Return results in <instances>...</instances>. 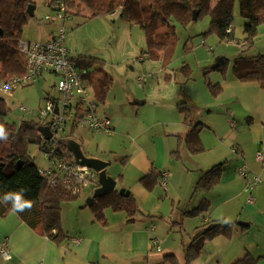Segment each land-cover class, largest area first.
Returning <instances> with one entry per match:
<instances>
[{
    "label": "crops",
    "instance_id": "1",
    "mask_svg": "<svg viewBox=\"0 0 264 264\" xmlns=\"http://www.w3.org/2000/svg\"><path fill=\"white\" fill-rule=\"evenodd\" d=\"M55 33L52 31L47 41ZM203 44L206 46V42ZM207 50L211 52V47ZM41 78L47 82L46 73ZM41 78L34 84L19 86L10 98L19 93L18 98L31 105L39 101L44 103L51 92L45 90L41 99L33 87L42 82ZM217 78L218 83L212 84L221 85L218 95L227 96L226 101L229 99L235 105L242 104L245 112L240 123L231 122L228 131L219 134L212 125V130L206 126L201 110L197 111L191 98L188 104L193 108L195 121L202 123L203 129L209 128L216 137V144L211 147L208 146L210 135H204L205 151L202 153L193 155L187 147L185 137L191 127L179 111L180 96H177L178 117L168 121L157 120L156 109L148 106L139 109L135 116L123 114L117 117L100 112L112 119L111 133L77 126L76 138L93 144L98 141L94 147L96 151L108 157L104 161L115 163L107 172L117 180L116 190L132 193L140 212L131 218L124 211L108 208L104 211L105 220L100 221L96 219L92 205L82 207L76 217L69 207H63L62 228L68 238L62 244L51 241L41 230L32 229L17 214L11 213L2 219L9 225L0 228V244L8 243L12 259L5 261L0 256V264H186L187 246L195 239L194 235L210 223L231 224V227L220 236L206 239L200 256L191 264H233L247 253L257 258L258 264H264V162H258L256 158V152L264 148V89L258 83H242L229 73L226 77L216 74L214 80ZM88 82L89 95L96 100L95 89ZM141 103L139 106H147L149 98ZM230 116L235 119L237 115L230 113ZM153 131L154 139L162 133L161 138L165 140L159 144L151 140ZM118 164L123 173L114 170ZM218 164H223L220 181L211 189L196 188L201 175ZM242 165L249 168L252 176L261 177L262 181L253 193L255 204L249 202L250 195L239 176ZM153 171L156 174H152ZM162 172L168 173L166 189L160 184ZM189 191L191 194H187ZM90 197L92 195L86 197L87 200ZM203 201L208 202L207 209L193 214ZM178 207L182 209L177 210ZM188 218L196 220L198 231L192 235L185 230L179 232L182 235L180 246L184 247L181 252L178 243L170 242V238L178 221L184 227ZM74 239L81 242L77 244ZM156 242L160 244V251ZM167 255H175L176 262L169 261Z\"/></svg>",
    "mask_w": 264,
    "mask_h": 264
},
{
    "label": "trees",
    "instance_id": "2",
    "mask_svg": "<svg viewBox=\"0 0 264 264\" xmlns=\"http://www.w3.org/2000/svg\"><path fill=\"white\" fill-rule=\"evenodd\" d=\"M67 3L71 17L80 14L82 7L93 15L113 14L121 9V20L138 25L145 32L148 46L146 53L151 55V59L162 60L164 68L170 66L178 42L175 23L179 21L187 25L193 21L195 11L199 12V17L203 13L211 15L212 27L221 40H233L232 23L235 5L238 3L241 15L246 20L244 44L247 48L242 49L243 51L254 46L258 28L264 24V0H67ZM31 6H35L36 10L37 0H0V85L25 72V56L20 52L19 45L25 27L35 17V10L33 16L29 13ZM230 28L231 32H228ZM72 61L81 71L87 72L85 78L95 89L97 103H105L114 84L113 78L105 71L106 62L92 57H79ZM228 62V59L221 58L212 69L225 75ZM233 74L242 83H258L264 89V54L239 56L234 61ZM207 84L216 95L222 90L220 85H213L210 81ZM178 108L184 116V122L191 127L185 137L189 152L193 155L204 152L205 146L200 137L203 124L195 121L193 108L187 102H180ZM10 111L6 99L0 97V123L5 125L8 132V140L0 141V198L6 192L25 189V199L32 200L33 207L15 214L32 229H39L51 241L62 244L68 238L62 228V205L78 197L63 188L49 187L40 174L41 168L26 151L29 143L44 149L45 140L38 132L43 121L24 120L17 126L6 120ZM76 127V124L72 125L73 131ZM2 147L5 150L1 152ZM222 171L223 164H218L204 172L196 188L211 189L220 181ZM152 174L156 173L153 171ZM150 176L151 174L146 178ZM126 193L127 191L121 194L114 190L97 198L92 204L96 219L104 221V211L108 208L117 212L124 211L131 218L136 217L140 212L137 201L132 193ZM207 207L208 202L203 201L193 214L203 212ZM10 208L11 204L0 203V216L11 214ZM230 227L231 224L204 225L186 248V264H191L200 256L206 239L220 236L229 231ZM176 258L175 255H167L172 263L176 262ZM233 264H258V260L247 253Z\"/></svg>",
    "mask_w": 264,
    "mask_h": 264
},
{
    "label": "rangeland",
    "instance_id": "3",
    "mask_svg": "<svg viewBox=\"0 0 264 264\" xmlns=\"http://www.w3.org/2000/svg\"><path fill=\"white\" fill-rule=\"evenodd\" d=\"M121 13V9H118L113 14L93 15L89 10L82 7L80 14L69 18L65 23L67 28L66 48L69 57L74 60L79 57L102 59L106 62L105 71L113 78L114 84L108 92L107 99L105 103L100 104L99 111L101 113L105 111L110 116L115 114L117 117H121L123 114L135 116L139 109L152 106L156 109L157 120L168 121L173 117H178L177 104L179 101L177 96H180L178 97L180 102L189 104L190 99L193 98L195 105L198 107L197 111L201 110L202 118L205 120L204 122H207L206 126L212 130V125L219 134L227 132L231 122H241L245 112L242 104L235 105L229 99L226 101L227 96L216 95L208 87L207 82L217 84L218 78L214 80L216 74L222 77L228 76V73L234 75V61L239 56L264 54V24L259 27L254 46L243 51L241 48L245 41L244 26L246 20L241 15L238 3L235 5L232 23L233 40L220 39L212 27L209 13L201 14L197 21H191L187 25L177 21L175 26L178 42L175 53L170 66L164 68L162 60L151 58L141 60L142 54L148 51L145 32L138 25L122 21L120 18ZM49 15L53 18L56 17L55 13L46 5L45 0H37L35 17L25 27L22 41L46 43L51 37L52 31L57 33L60 26L58 22L51 23L47 21L46 17ZM203 42H206V46ZM207 47H211V52L207 50ZM221 58L229 60L225 75L212 69ZM190 71L192 73L189 75ZM141 77H146L144 85L139 82ZM46 78V83L41 78L42 82L33 87L38 90L41 99L45 90L58 98L59 92L54 87L55 83L58 82V77L53 73H46ZM18 96L19 93H16L13 98L4 96L11 109L6 118L7 122L16 123L17 126H20L24 120L42 121L39 112L44 107V103L39 101L35 102V105H31L19 99ZM146 98H149L147 106L133 105L134 101H145ZM20 104H24L34 112L21 111ZM230 113L237 115L234 117L235 119L230 116ZM243 120L246 124L247 120L245 118ZM124 125H127L125 121ZM206 126L205 129L202 128L200 137L203 140L204 135H210L211 141L208 146L213 147L216 144V137L214 132H210ZM72 133L74 137L77 136L75 130L72 129V124L69 122L57 134V138L60 139ZM161 134L154 139L153 131L151 140H156L158 144L161 143L165 140L164 137L161 138ZM97 142L93 144L87 140L82 141L87 155L92 156L91 153L102 160L108 158L96 151L94 147ZM26 148L28 155L38 167L47 168L48 162L45 151L32 143L27 144ZM1 149L2 152L5 147ZM2 154L5 155V153ZM114 170L123 173V169L119 164ZM130 171L129 169L127 174ZM117 189L120 188L117 187ZM187 194H191V192L189 191ZM91 195H93L92 189H85L80 198L63 204L62 208L69 207L70 213L76 217L82 207L86 208L88 205L86 197ZM178 208L177 210L182 209ZM177 210L176 213L178 214ZM2 219L5 218L0 216V228L1 226L7 228L9 223ZM185 221L184 227L181 221H178L176 230L170 238V242L178 243L177 246L181 252H183L184 247L180 246L182 235L179 232L185 230L192 235L198 231L195 229L196 220L194 218H188ZM195 236L197 235L195 234ZM0 263H2L1 260Z\"/></svg>",
    "mask_w": 264,
    "mask_h": 264
},
{
    "label": "built area",
    "instance_id": "4",
    "mask_svg": "<svg viewBox=\"0 0 264 264\" xmlns=\"http://www.w3.org/2000/svg\"><path fill=\"white\" fill-rule=\"evenodd\" d=\"M45 1L46 5L56 15L55 18L49 15L46 20L51 23L58 22L60 28L46 43L20 42V52L25 56V72L9 82L2 83L0 85V97H12L19 86L34 84L47 72L58 77L56 88L59 97L47 96L44 99V107L39 112L43 125L49 126L53 133L52 139L45 141L43 151L46 153L48 166L47 168H41L40 174L45 178L49 187L63 188L73 196L79 197L85 189L96 190L100 186L99 174L92 169H80L76 165L71 152L59 144L57 134L69 122L72 125L86 126L100 133H111L113 128L112 119L100 113L99 103L89 95L90 84L85 78L87 72L77 68L68 55L65 23L71 16L68 14L67 0ZM228 32H231V28ZM245 48L247 46L242 45L241 49ZM142 56V61L151 58L149 53H144ZM139 82L144 85L146 77H141ZM19 108L26 113L34 112L24 104H20ZM56 108H58V112H56ZM236 151L234 149V152ZM256 158L258 162H264V148L256 152ZM239 176L245 182V191L250 195L249 202L255 204L253 193L260 185L261 177L252 176L246 165L239 168ZM160 184L163 188H167V172L161 173ZM74 242L79 244L81 241L74 239ZM155 244L157 250L160 251V244L158 242ZM0 256L5 261L12 259L8 243L0 244Z\"/></svg>",
    "mask_w": 264,
    "mask_h": 264
},
{
    "label": "water",
    "instance_id": "5",
    "mask_svg": "<svg viewBox=\"0 0 264 264\" xmlns=\"http://www.w3.org/2000/svg\"><path fill=\"white\" fill-rule=\"evenodd\" d=\"M35 10V6L29 7V13L33 16ZM199 17V12L195 11L193 14V21H197ZM0 35H2V29H0ZM143 101H136L134 104L140 105ZM56 112H58V108H56ZM38 132L42 135L45 141H50L53 137V133L49 126H39ZM59 144L64 146L68 151L71 152L76 165L80 169H92L96 173L99 174V182L100 187L97 188L92 197L88 199V205L91 206L97 198L103 197L110 192L116 190L117 180L110 176L107 172V169L114 165V162L104 161L100 158L89 156L84 150L82 142L76 137H63L58 140ZM122 194L125 190H119ZM127 191V195H128Z\"/></svg>",
    "mask_w": 264,
    "mask_h": 264
},
{
    "label": "clouds",
    "instance_id": "6",
    "mask_svg": "<svg viewBox=\"0 0 264 264\" xmlns=\"http://www.w3.org/2000/svg\"><path fill=\"white\" fill-rule=\"evenodd\" d=\"M7 140L8 132L5 128V125L0 123V141ZM0 203L5 205L11 204V208L9 210L12 213H21L25 210H31L33 207V201L30 199H25V189L4 193L2 198H0Z\"/></svg>",
    "mask_w": 264,
    "mask_h": 264
}]
</instances>
